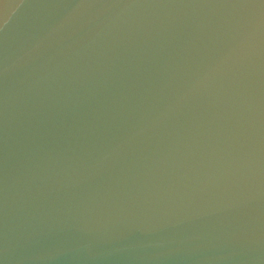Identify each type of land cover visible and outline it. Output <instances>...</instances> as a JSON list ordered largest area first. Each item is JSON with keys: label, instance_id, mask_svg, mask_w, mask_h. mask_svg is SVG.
I'll return each instance as SVG.
<instances>
[{"label": "water", "instance_id": "obj_1", "mask_svg": "<svg viewBox=\"0 0 264 264\" xmlns=\"http://www.w3.org/2000/svg\"><path fill=\"white\" fill-rule=\"evenodd\" d=\"M0 264H264V0H0Z\"/></svg>", "mask_w": 264, "mask_h": 264}]
</instances>
